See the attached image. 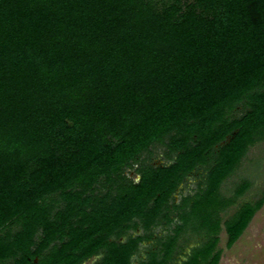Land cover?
<instances>
[{"label": "trees", "instance_id": "1", "mask_svg": "<svg viewBox=\"0 0 264 264\" xmlns=\"http://www.w3.org/2000/svg\"><path fill=\"white\" fill-rule=\"evenodd\" d=\"M263 141L264 0H0V264H130L152 235L129 230L171 210L164 255L141 264H171L187 232L204 241L182 264H219L223 182ZM263 204L224 223L228 248Z\"/></svg>", "mask_w": 264, "mask_h": 264}, {"label": "rangeland", "instance_id": "2", "mask_svg": "<svg viewBox=\"0 0 264 264\" xmlns=\"http://www.w3.org/2000/svg\"><path fill=\"white\" fill-rule=\"evenodd\" d=\"M244 108V102L235 103L232 116H240ZM166 151L167 148L162 145L152 147L153 153L150 155V162L154 166L169 164L170 162L165 158ZM144 157H149V155L145 154ZM126 173L130 179L139 180V176L134 169L126 170ZM207 173L208 171L204 167L197 168L192 172L172 196L169 204L171 206L179 205L185 197L193 196L201 187L204 188L203 183ZM243 183H246V187L242 194L237 196L238 187ZM94 187V194H104L108 191L104 177H100ZM222 193L224 197L234 202L227 210L221 213L222 229L219 233L218 249H222L223 253L219 264H264V204L257 210L243 234L231 248L227 247L228 236L224 225L227 220L236 214L241 206L244 204L254 205L264 197V141L249 149L239 167L223 182ZM63 208H65V203L60 200L51 209V218L56 211ZM170 212L173 218V222L170 225L165 220H162L155 224L147 233L141 226L137 229L129 230V234L135 237L146 234L152 235L151 240H145L139 245L138 252L132 256L130 264H141L143 261H148L151 253H155L158 259L162 258L165 252L164 243L173 235V229L179 223L176 212L172 210ZM134 222L138 221L135 219ZM127 238L124 237L123 241H126ZM203 241L204 237L194 232L183 234L178 243L179 247L183 248L176 250L171 264H182L192 254L194 249L202 245ZM101 257H94L83 264H97Z\"/></svg>", "mask_w": 264, "mask_h": 264}]
</instances>
